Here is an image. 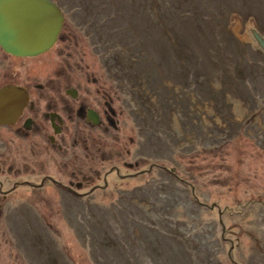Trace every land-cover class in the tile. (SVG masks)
<instances>
[{
    "label": "rangeland",
    "instance_id": "1",
    "mask_svg": "<svg viewBox=\"0 0 264 264\" xmlns=\"http://www.w3.org/2000/svg\"><path fill=\"white\" fill-rule=\"evenodd\" d=\"M53 1L54 42L0 48V79L73 86L100 121L66 118L56 179L13 186L0 264H264V55L239 37L264 0Z\"/></svg>",
    "mask_w": 264,
    "mask_h": 264
},
{
    "label": "flooded vegetation",
    "instance_id": "2",
    "mask_svg": "<svg viewBox=\"0 0 264 264\" xmlns=\"http://www.w3.org/2000/svg\"><path fill=\"white\" fill-rule=\"evenodd\" d=\"M34 55L13 56L28 57ZM20 80L25 81V79ZM0 82V89H4V91H0V212H2L13 209V205L8 203V197L13 194V186L33 184L28 180L34 178L40 180V183L45 179H56L53 173L41 170L44 167L42 163L46 161V154H48L45 144L53 145L55 150L61 148L60 135L66 118L75 115V117L82 118L88 125L98 123L100 119L95 109L84 106L83 99L76 100L79 94L73 86L63 87L64 96L62 95V97L60 93H31L25 83L14 79L6 81L0 79ZM12 86H16L17 89ZM34 86L38 89L41 88V84L37 82L34 83ZM32 94L34 95L32 96ZM75 101L77 103H74ZM87 108L94 110L98 122L90 121L86 113ZM31 130L34 139L38 137L40 140L37 144L34 142L33 146L22 145L14 143L12 140V136L21 137ZM25 156L34 159L31 163L34 165L33 171H17L12 166L16 160H25ZM105 172L107 171L101 173L102 179L106 177ZM7 179L13 181L10 184L7 182L6 185L4 181ZM5 199L7 203H3Z\"/></svg>",
    "mask_w": 264,
    "mask_h": 264
},
{
    "label": "water",
    "instance_id": "3",
    "mask_svg": "<svg viewBox=\"0 0 264 264\" xmlns=\"http://www.w3.org/2000/svg\"><path fill=\"white\" fill-rule=\"evenodd\" d=\"M62 20L63 12L53 0H0V48L13 55L40 53L54 42ZM239 37L264 55V29L248 25ZM86 113L91 122H98L94 110L87 108Z\"/></svg>",
    "mask_w": 264,
    "mask_h": 264
}]
</instances>
